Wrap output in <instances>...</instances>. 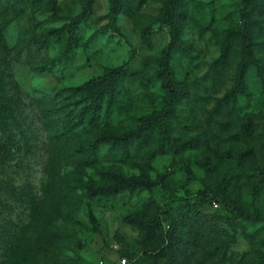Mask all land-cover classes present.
<instances>
[{
	"label": "rangeland",
	"instance_id": "374dc122",
	"mask_svg": "<svg viewBox=\"0 0 264 264\" xmlns=\"http://www.w3.org/2000/svg\"><path fill=\"white\" fill-rule=\"evenodd\" d=\"M165 1L129 0L113 29L111 0H93L87 10L82 0H0V264H117L123 256L131 264H169L162 238L126 218L144 209L180 216L192 202L214 213L225 233L217 242L209 234L202 239L197 225L194 240L207 256L198 259L190 246L197 257L186 264H264V185L257 195L251 189L254 170L264 169V92L255 68L250 94L239 97L227 128L210 118L233 83L240 49L221 75L210 65L226 31L241 21L245 0L183 4L185 48L173 54L171 67L187 96L170 108L158 74L171 39L161 17ZM254 4L253 15L264 23V0ZM256 55L264 60V45ZM107 70L125 73L116 103L107 111L106 98L96 119L90 112L76 119L66 141L62 115L78 116L86 104L74 89ZM249 114L255 118L246 131L240 118ZM147 118L151 130L139 137ZM113 172H145L157 184L99 195ZM214 194L263 219L229 212L223 202L214 204ZM226 240L227 250L220 245Z\"/></svg>",
	"mask_w": 264,
	"mask_h": 264
},
{
	"label": "trees",
	"instance_id": "16d2710c",
	"mask_svg": "<svg viewBox=\"0 0 264 264\" xmlns=\"http://www.w3.org/2000/svg\"><path fill=\"white\" fill-rule=\"evenodd\" d=\"M93 0H82L84 7L87 10ZM144 0H140L142 3ZM198 0H166L162 10L161 17L163 21L168 24L171 32V39L162 51L160 59L161 70L159 75L162 77V85L166 91L167 108L177 104L181 99L187 96L185 89L177 85V80L174 71L171 67V59L173 54L185 48L184 40L182 38L184 19L186 14L182 11V6L185 2H197ZM129 0H111V7L108 13L110 22L109 24L113 29L117 28V19L120 13L124 12L128 6ZM254 0H245V6L242 9L241 21L235 26L229 28L221 44L220 53L210 65V72L214 76H219L227 68L231 56L234 54L236 48L240 49V59L236 66V71L233 77V83L226 92L216 99L214 108L210 111V118L214 119L222 129H226L230 124V118L237 115L239 107V97L249 96L250 90L248 86V73L251 68H255L258 77L261 80L264 92V60L256 55V48L259 45H264V40L258 42L255 40L257 34H264V23L262 18L255 17ZM80 17H76L74 21L69 24L70 38L72 40L75 34V26L79 23ZM47 35L42 37L41 42L45 41ZM125 78V73L122 70H107L103 75L89 80L86 84L78 86L74 89L77 93L82 95L86 104L80 109L78 116H70L69 112H64L61 120L63 121L66 130L63 133L66 141L70 140V135L76 132L78 128L75 120L81 122L86 118L87 113H91L90 120L96 119L98 113L102 110L103 102L108 98V108L110 110L116 103V94L118 88ZM82 102L76 101L74 106L80 105ZM69 107V104L66 105ZM254 114H249L246 118H240L242 121V128L246 131L253 125ZM151 130V120L146 119L137 131L140 137ZM103 137L111 139L108 133H104ZM124 138V137H122ZM94 145L88 144L87 148L91 149ZM254 180L251 183V189L254 195H257L264 185V169L254 170ZM157 184L156 181L142 172L139 175L126 176L121 172L112 173V182L104 184L96 189L97 193L105 197H116L119 194L130 191L135 192L140 189H151ZM210 194H205L203 200H207ZM214 204L216 200L224 203L226 209L243 219L262 220L260 214L253 215L245 207L237 201L225 200L214 194ZM126 220L136 226L141 232L147 236L154 238H162L164 245L160 252L166 256L169 264H186L191 262L195 254H189L190 246L198 253V259L202 260L207 256L205 250H201L197 246L195 239V231L197 225L202 226L203 236L207 234L212 235L215 242L221 239L224 230L220 229L219 221L214 213H204L200 209L198 202H192L188 205L186 212L180 216H171L167 211H162L152 214L144 210L127 216ZM166 223V227L164 223ZM221 234H219V233ZM220 245L227 250L229 241L220 242ZM181 255H185L180 259ZM128 258L129 257L123 256ZM122 258V257H121ZM197 259V258H196ZM120 260V258H119ZM119 264V261L118 263Z\"/></svg>",
	"mask_w": 264,
	"mask_h": 264
},
{
	"label": "built area",
	"instance_id": "2783aa9c",
	"mask_svg": "<svg viewBox=\"0 0 264 264\" xmlns=\"http://www.w3.org/2000/svg\"><path fill=\"white\" fill-rule=\"evenodd\" d=\"M217 205V204H216ZM119 264H131L130 261L128 260V258L126 257H122L119 260Z\"/></svg>",
	"mask_w": 264,
	"mask_h": 264
}]
</instances>
